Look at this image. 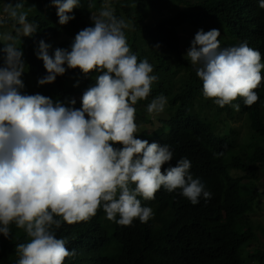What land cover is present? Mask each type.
<instances>
[{
    "label": "clouds",
    "instance_id": "obj_1",
    "mask_svg": "<svg viewBox=\"0 0 264 264\" xmlns=\"http://www.w3.org/2000/svg\"><path fill=\"white\" fill-rule=\"evenodd\" d=\"M52 4L59 24L65 25L75 18L68 13L79 6V0H52ZM259 7L264 9V0H259ZM91 20L92 26L77 33L70 50L57 48L50 56L51 45L40 40L35 52L47 72L37 81L41 86L55 82L68 69L78 68L85 76L100 73L76 108L74 98L65 103L39 93H21L25 60L16 38L34 35L38 25L28 20L25 0L6 2L0 14V27L10 21L16 25L15 36L4 33L0 37L9 41L0 50L4 53L0 65V234L8 239L14 223L30 237L16 245V264H64L67 257L76 255L66 247L65 238H57L54 229L61 226L57 217L69 224L88 222L102 207L107 219L126 229L135 219L147 223L152 218V208L142 206L138 197L153 200L162 187L168 192L180 189L193 205L212 195L196 178L198 173H190L189 159L172 165L170 146L136 135L134 106L148 98L158 77L146 58L138 60L131 51L125 31L133 27L131 22L115 15L111 0H104L99 15ZM220 35L215 28L198 30L185 57L196 67L203 96L239 111V104L232 103L237 98H243L247 106L259 100L255 89L264 80V63L261 53L247 41L221 48ZM167 104L161 94L147 105V112L162 113ZM197 230L193 228L202 233ZM86 241L89 237L81 239L82 246ZM202 244L199 240L194 245L196 251Z\"/></svg>",
    "mask_w": 264,
    "mask_h": 264
},
{
    "label": "trees",
    "instance_id": "obj_2",
    "mask_svg": "<svg viewBox=\"0 0 264 264\" xmlns=\"http://www.w3.org/2000/svg\"><path fill=\"white\" fill-rule=\"evenodd\" d=\"M6 2L15 4L17 0ZM103 3L104 0H79V6L68 13L75 18L60 25L52 0H25L28 20L38 28L30 37L16 38L25 60L22 94L39 93L65 103L74 98L75 107H81L83 92L100 73L94 71L85 76L78 68L68 69L55 82L41 86L37 81L47 72L35 52L40 40L51 45L50 56L57 48L70 50L77 33L92 26L91 16L99 15ZM111 3L115 15L133 26L125 30L131 51L138 60L146 58L153 65L152 74L158 77L148 98L134 106L136 120L154 129L150 135L139 132L136 135L150 143L170 146L172 165L181 158L189 159L190 173L193 176L197 172L196 178L212 195L207 200L201 197L193 205L180 194V189L168 192L162 187L153 200L138 197L142 206L152 208V218L147 223L135 219L126 229L107 219L102 207L88 222L69 224L57 217L61 219V226L54 229L57 238H65L66 247L76 253L67 257L64 264H215L212 258L219 264H225L224 258L227 264H264V241L260 242L261 248H249L256 239H264V224H252V213L264 210V203L261 204L264 185H259L264 181V80L255 89L259 100L251 106L245 105L243 98H237L232 103L239 104V111L231 104L220 107L203 96L196 67L185 57L187 46H191L198 30L207 32L215 28L221 33L218 37L221 48L247 41L249 47L261 53L264 63V9L259 7V0H111ZM15 27L11 21L0 27V37L4 33L15 36ZM8 42L0 38V50ZM3 56L0 51V65ZM261 75L264 77V70ZM77 81L78 86H74ZM161 94L168 100L165 110L148 113L147 105ZM235 119L246 126L244 137L238 127L231 126ZM10 230L8 239L0 234V264H16L19 259L16 245L30 240L14 223ZM83 237H89L86 249L81 244ZM199 240L203 244L196 251L194 245ZM205 240L218 245L210 248Z\"/></svg>",
    "mask_w": 264,
    "mask_h": 264
},
{
    "label": "rangeland",
    "instance_id": "obj_3",
    "mask_svg": "<svg viewBox=\"0 0 264 264\" xmlns=\"http://www.w3.org/2000/svg\"><path fill=\"white\" fill-rule=\"evenodd\" d=\"M4 4H5V0H0V14L3 13V5ZM29 10H31V8ZM232 121L233 122H232L231 126L232 127H238L241 136L244 137V135L247 133L248 130H247L246 126L243 125V121L242 120H238V119H235V120H232ZM136 123L139 126V131L138 132L143 134V135L144 134L150 135V132L154 129V127L152 125L151 126H148L147 124L145 125V124H143V122H141L139 120H136ZM263 175H264V172H263ZM259 185H264V181H260ZM262 203H264V199L261 200V204ZM260 208H263V207H259V209ZM252 217H253V223H252L253 225L255 223H259L261 225L264 224V210H257L256 212L254 211L252 213ZM194 229H196V228H194ZM261 241H264V239L263 240L262 239L261 240L260 239H256L254 242H252L251 246L249 247L250 250H254V249L263 247L260 244ZM85 243H88V241H86ZM205 243H207V245L210 246V248L216 247L218 245L217 243H215V242H213L211 240H205ZM84 249H86V245L84 246ZM212 260L214 261L215 264H219L218 261L215 258H212ZM223 261L225 262V264H227V262H228L227 258H224Z\"/></svg>",
    "mask_w": 264,
    "mask_h": 264
}]
</instances>
